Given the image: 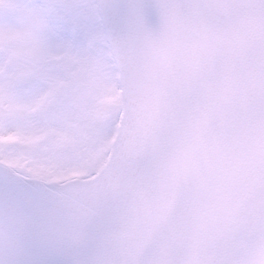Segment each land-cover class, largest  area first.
I'll return each instance as SVG.
<instances>
[{
	"label": "clouds",
	"instance_id": "9594fccd",
	"mask_svg": "<svg viewBox=\"0 0 264 264\" xmlns=\"http://www.w3.org/2000/svg\"><path fill=\"white\" fill-rule=\"evenodd\" d=\"M60 20L75 23L69 35ZM49 23L53 32L38 42L103 53V83L121 98L109 113H125L120 139L90 160L106 169L98 184L128 168L129 144L153 101L166 105L177 91L185 101L153 161L170 195L134 218L117 202L107 264H264V134L249 140L218 119L238 110L241 91L259 93L264 119V0H122L61 10ZM21 251L6 241L0 264H24Z\"/></svg>",
	"mask_w": 264,
	"mask_h": 264
},
{
	"label": "rangeland",
	"instance_id": "374dc122",
	"mask_svg": "<svg viewBox=\"0 0 264 264\" xmlns=\"http://www.w3.org/2000/svg\"><path fill=\"white\" fill-rule=\"evenodd\" d=\"M83 5L96 2L0 0V47L7 49L0 55V109L22 122L0 128V159L18 172L28 166L44 178L55 172L85 178L81 171L94 168L91 157L109 147L117 121L109 113L120 98L108 95L103 83V53L57 39L41 42L52 58L34 55L35 43L53 32L50 18ZM28 120L31 125L24 127Z\"/></svg>",
	"mask_w": 264,
	"mask_h": 264
},
{
	"label": "water",
	"instance_id": "95a60500",
	"mask_svg": "<svg viewBox=\"0 0 264 264\" xmlns=\"http://www.w3.org/2000/svg\"><path fill=\"white\" fill-rule=\"evenodd\" d=\"M97 1L104 5L122 2ZM126 2L135 5L142 0ZM226 2L250 5L257 0ZM248 55L247 51L241 52V56ZM237 102L236 112L221 113L218 119L225 128H236L249 140L258 141L264 134L259 93L253 96L241 91ZM184 111L185 101L179 91L166 105L153 101L149 115L129 144L128 168L107 186L97 183L105 167L91 180L60 186L25 178L0 163V245L6 241L19 245L22 249L19 258L23 262L54 250L71 264H107L110 227L120 220L115 214L117 202L124 206L129 218H134L137 212L147 215L154 205L170 195L156 174L153 161ZM124 119L123 111L113 145L120 139ZM250 190H241L240 196L245 198Z\"/></svg>",
	"mask_w": 264,
	"mask_h": 264
},
{
	"label": "snow or ice",
	"instance_id": "6c2138e0",
	"mask_svg": "<svg viewBox=\"0 0 264 264\" xmlns=\"http://www.w3.org/2000/svg\"><path fill=\"white\" fill-rule=\"evenodd\" d=\"M65 31L62 33L67 36L73 31L72 23L63 24ZM24 264H71L70 261L61 257L57 251H48L34 256L24 262ZM81 264H86V262H81Z\"/></svg>",
	"mask_w": 264,
	"mask_h": 264
},
{
	"label": "trees",
	"instance_id": "16d2710c",
	"mask_svg": "<svg viewBox=\"0 0 264 264\" xmlns=\"http://www.w3.org/2000/svg\"><path fill=\"white\" fill-rule=\"evenodd\" d=\"M95 169H93L92 171H87L88 175L93 173Z\"/></svg>",
	"mask_w": 264,
	"mask_h": 264
}]
</instances>
